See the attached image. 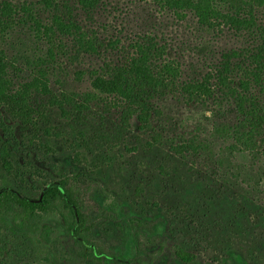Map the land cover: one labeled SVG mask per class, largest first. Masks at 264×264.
Segmentation results:
<instances>
[{
    "label": "rangeland",
    "instance_id": "374dc122",
    "mask_svg": "<svg viewBox=\"0 0 264 264\" xmlns=\"http://www.w3.org/2000/svg\"><path fill=\"white\" fill-rule=\"evenodd\" d=\"M14 3L20 9L27 3L33 13L18 7L13 20L3 25L6 29L0 28V50L13 62L9 66L12 90L31 80L38 58L46 55L47 38L39 37L32 18L44 23L50 19L38 0ZM70 7L73 18L94 31L103 45L108 40L118 45L100 47L101 53L95 56H79L70 39L58 40L55 71L50 75L54 95L33 93L24 114L0 103V176L34 191L48 178L77 173L80 180L96 181L94 197L103 209L101 215L115 211L117 216L120 207L129 204L154 220L166 221V229L172 228L178 242L202 251L204 259L198 264H264V159L253 158L249 152L229 154L223 126L231 112L221 101L222 93L198 105H187L178 93L156 99L159 143L148 151L136 144L134 137L140 132L134 118L129 125L122 122L128 107L120 98L99 95L79 114L66 103L69 112L65 115L53 98L82 102L80 93L91 90V80L88 74L75 72L127 59L133 53L129 45L145 33L152 34L159 45L169 44L165 59L178 61L183 77L205 73L228 48L252 46L251 36L228 28L217 35L199 33L192 20L183 24L151 0H110L94 16L78 4ZM256 11L264 21L262 9ZM207 41L205 50L202 45ZM215 110L217 114L211 113ZM213 121L222 129H214ZM191 136L201 142L200 151L167 156L173 140ZM144 141L149 139L141 137L143 145ZM4 159L13 163L12 172H6ZM47 218L46 224L53 228L48 243L41 242V231L23 237L11 231L10 222L0 221V264L23 258L34 264H90L78 257L62 219L58 215ZM94 236L119 253L126 246L113 221L98 226ZM153 241L144 240L147 264H176L171 257L155 260ZM105 264L121 263L107 260Z\"/></svg>",
    "mask_w": 264,
    "mask_h": 264
},
{
    "label": "trees",
    "instance_id": "16d2710c",
    "mask_svg": "<svg viewBox=\"0 0 264 264\" xmlns=\"http://www.w3.org/2000/svg\"><path fill=\"white\" fill-rule=\"evenodd\" d=\"M14 1L0 2L1 31L6 29V23L13 20L12 14L16 12V8L20 9V4L16 5ZM108 1L110 0H38V4L50 17L47 23L32 18L39 37L47 38L46 55L44 58H38L31 80L12 90L9 66L13 62H10L4 50H0V103L24 114L23 110L30 107L27 98L33 93L54 95L50 88V75L55 71V48L59 46L58 40L70 39L75 55L79 56H95L96 53H101L100 47L118 45L116 40H108L107 44L103 45L94 31L80 24L70 13V4L74 3L89 16H94ZM151 2L163 11L171 12L175 19L183 24L192 20L199 33L217 35L223 28H228L251 36L254 44L228 48L222 53L219 61L209 65L205 73L183 77L181 64L173 59H165L169 44L159 45L152 34H141L142 36L134 39L129 45L133 53L127 59L101 63L100 67L93 71H76L77 76L88 74L91 90L80 93V103L74 100H65L63 103L53 97L60 111L64 115L67 114L69 110L66 103H69L78 114L84 113L99 95L118 97L128 107L122 122L129 125L131 118H134L140 132V135L134 137L136 144L144 146L148 151L159 143L156 142L159 136L156 135L159 125L156 126L155 123V114L159 113L156 111V99L178 93L179 99L186 100L187 105H198L205 104L215 95L222 93L221 101L225 100V109L231 112L229 120L223 126L225 140L230 142L227 146L229 154L249 152L253 158L264 159V21L256 16V10L260 8L264 14V0ZM22 4L21 9L30 13L31 7L27 8V3ZM208 43L210 42L202 45L205 50ZM218 109L222 110L221 107ZM211 113L218 112L215 110ZM216 127L218 122L213 121V128ZM117 128L121 130L118 126ZM219 128L222 129L218 127L216 130ZM141 137H146L149 141H144L143 145ZM173 141L169 145L172 153L167 152V156H186L189 152L202 149L201 142L194 136L181 138L178 142ZM4 161L6 172H12L13 163L7 159ZM200 171L201 169H198V172ZM78 176L77 173H63L48 178L34 191L23 189L8 181L6 177L0 176V221L10 222L13 225L11 231L23 237L41 231V242L44 240L48 243L51 241L53 228L46 224L47 217L58 215L78 257L90 264H105L107 260L121 264H147L144 240L150 239L154 240L153 245L156 248L155 260L171 257L176 264H198L204 259L202 251L178 242L172 228L166 229V221L160 218L154 220L156 217L148 216L143 210L136 211L129 204L121 206L117 216L115 211L101 215L103 209L94 197L96 181H83L78 179ZM110 195L106 193V196ZM100 217L103 218L102 222H99ZM109 221L115 222L125 237L126 246L120 253L94 236L97 227ZM12 264L34 262L23 258Z\"/></svg>",
    "mask_w": 264,
    "mask_h": 264
}]
</instances>
